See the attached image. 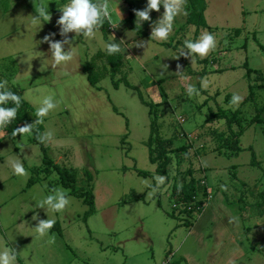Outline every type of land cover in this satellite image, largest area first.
Listing matches in <instances>:
<instances>
[{
  "label": "rangeland",
  "instance_id": "rangeland-1",
  "mask_svg": "<svg viewBox=\"0 0 264 264\" xmlns=\"http://www.w3.org/2000/svg\"><path fill=\"white\" fill-rule=\"evenodd\" d=\"M131 1L135 11L147 6ZM67 2L0 0V81L31 106L25 119L33 129L42 99L58 101L39 124L52 134L43 143L47 157L61 168L38 169L44 154L34 131L12 139L0 128V251H16V264H264V0H206L201 28L186 24V0L187 15L176 18L166 41L151 39L162 6L142 24L135 15L134 28L118 16L129 14L128 4H109L113 27L76 38L65 46L73 47L72 60L41 72L51 58L43 39H62L57 20ZM42 5L51 18L34 25ZM205 32L216 38L214 51L194 63L179 56L185 39ZM109 38L120 52L107 53ZM189 86L199 95L189 97ZM233 94L243 98L239 106L230 103ZM220 112L234 118V132L243 130L238 154ZM151 134L156 146L158 136L174 139L165 183L155 192L161 175L150 161ZM17 160L24 176L13 174ZM65 172L75 174L79 194L93 190L95 211L87 218L89 206L60 184ZM29 178L36 183L28 188ZM202 179L212 198L201 196L200 208L177 216L173 189ZM55 188L70 203L47 214L36 201ZM48 218L55 224L40 236L35 227Z\"/></svg>",
  "mask_w": 264,
  "mask_h": 264
},
{
  "label": "clouds",
  "instance_id": "clouds-1",
  "mask_svg": "<svg viewBox=\"0 0 264 264\" xmlns=\"http://www.w3.org/2000/svg\"><path fill=\"white\" fill-rule=\"evenodd\" d=\"M185 3L186 0H147L145 9L135 11L137 22L142 24L144 21L151 20L150 13L153 10L159 12L162 6L164 12L160 19L152 26L151 39L154 38L158 41H166L173 32L176 18L180 15H187ZM59 9L61 15L57 20V25L59 27V35L62 39L56 40V33H51L44 37L43 42L48 43L51 58L42 60L39 69L41 72L47 71L49 66L55 69L57 66L72 60L73 47H71L70 50H66L65 46L72 45L73 41L79 37H82L83 40L95 37L96 33L105 22L111 20L112 15V9L107 0H105V2H101V0H68L62 7L59 6ZM50 18L51 15L48 14L47 8L42 5L39 15L33 16L32 23L38 25L42 20L49 21ZM69 33H74V36L70 38ZM105 47L109 55L121 51L120 44L114 42L111 38H109ZM216 47L217 43L214 34L205 32L196 40L185 39L179 56H184L186 58L190 56L192 63H194L197 56L204 58L210 51H214ZM25 54L28 56V53ZM48 61H51V63ZM166 68L167 65H165L164 70ZM201 86L204 87L203 84ZM186 93L189 97L193 94L199 95V91L193 86H189L186 89ZM242 99L240 95L233 94L230 103L239 106ZM9 104L14 106H8ZM57 104L58 101H55L51 95L45 96L40 102V106L35 110L34 115L37 117L35 123H41L43 118L47 117L50 112L56 109ZM20 106L21 97L8 88L7 81H0V128L8 126L17 118V112ZM32 131L33 124H26L23 127L15 128L12 132V136L15 137L20 135L23 137L26 134H31ZM37 139L40 143H47L51 141L52 134L50 132L38 134ZM12 171L13 174L17 176H24L26 174L25 167L19 160L12 163ZM154 179L156 184L153 188V192L165 183L166 178L164 176H155ZM69 203L70 200L66 191L61 188H55L51 190L50 194L36 201V207L45 209L47 214L49 211L59 213L64 211ZM37 219L38 215H34L33 220ZM54 224L55 221L49 218L46 220H39L38 225L35 227V231L40 236H44L53 228ZM16 260V251H0V264H16Z\"/></svg>",
  "mask_w": 264,
  "mask_h": 264
},
{
  "label": "trees",
  "instance_id": "trees-1",
  "mask_svg": "<svg viewBox=\"0 0 264 264\" xmlns=\"http://www.w3.org/2000/svg\"><path fill=\"white\" fill-rule=\"evenodd\" d=\"M124 3L129 5V16H128V20L131 21L132 25H133V18L135 16V7L132 3L131 0H122ZM207 9V3L206 0H188V18H187V25H195L198 28L201 27H206V21H205V11ZM156 11L154 10V13ZM108 26V22H105ZM106 24L103 25V29L105 32L106 31ZM133 27L135 28V26L133 25ZM239 31V29L237 30ZM85 71L87 73H89V71H87V69L85 68ZM112 77H114L115 75V71H113L112 69ZM89 82L94 86L96 85V82L94 80H92V78L88 77ZM117 82H114V84H116ZM117 86V84H116ZM17 95H19L21 97V106L18 109L17 112V118L12 121L11 124H9L8 126H6V130H7V134L10 138L15 139L17 137H19L20 135H17L15 137L12 136V132L15 128L18 127H23L26 124H31L32 121L31 120H26L25 119V115L28 114V112L32 111L31 106L22 98V96L19 94L18 91H14ZM8 106H14L9 104ZM221 117L227 119V122L229 124V133L231 136V150L235 153L238 154L239 152L242 151V149L239 147V138L243 135V130L239 131V132H234V130L232 129V125H233V120L234 118H227V116H225V114H223L222 112H220ZM153 125V123H152ZM34 131V139L33 141L39 145L42 149V152L44 154V160H43V166L44 169L41 172H47L50 173L51 171H58L59 173L61 172V168L59 166H57L55 163H53L48 157H47V153H46V147L44 146L43 143H40L37 139L38 134H42L43 128L40 124H37L35 126V128L33 129ZM159 138L156 139L158 146H156V144H154L153 141V136L151 134L148 142H147V146L150 149V161L151 163L156 165V172L161 175V176H166L167 175V167L172 163V157L170 156L171 153H173L174 149H173V143H174V139H165L162 138L160 136H158ZM157 147H158V151H157ZM157 151V152H156ZM155 153H157V155H155ZM253 163L254 164H258L257 161H255V159H253ZM139 176H147L148 174L145 172H138ZM33 180L29 181V185L32 184ZM76 176L74 173L72 172H65L64 174L60 175V184L67 190L70 191L71 195H75V196H79L81 197V199L83 200V203L86 204L87 206H89V210L88 212L85 214V218H87L88 216H90L94 211H95V199H94V194H93V190L91 192H84L82 194L78 193V190L76 188ZM173 197L175 199L176 203H181L182 205H185L186 207L189 206H193V209H197L200 208V205L202 204L201 201H195L194 198H196L201 191H203V187L201 186L200 180L198 181V185L196 186V184L194 182L189 183L188 185L184 186V187H179V188H175L173 189ZM135 201V200H133ZM174 202V203H175ZM193 211V210H192ZM192 213V212H190ZM176 216V215H175Z\"/></svg>",
  "mask_w": 264,
  "mask_h": 264
},
{
  "label": "built area",
  "instance_id": "built-area-1",
  "mask_svg": "<svg viewBox=\"0 0 264 264\" xmlns=\"http://www.w3.org/2000/svg\"><path fill=\"white\" fill-rule=\"evenodd\" d=\"M109 26L110 27H113L112 23L110 21H107ZM200 183H201V186L203 187V191L200 192V194L194 198L195 201H201V202H204L201 198V196L205 197L207 196V199H211L212 196L210 195L209 193V190H208V187H207V184H206V181L204 179L200 180ZM174 209H175V212H176V215L177 216H181L183 213L187 212V211H192V210H196V209H193V206H189V207H186L185 205H182L181 203H174Z\"/></svg>",
  "mask_w": 264,
  "mask_h": 264
},
{
  "label": "crops",
  "instance_id": "crops-1",
  "mask_svg": "<svg viewBox=\"0 0 264 264\" xmlns=\"http://www.w3.org/2000/svg\"><path fill=\"white\" fill-rule=\"evenodd\" d=\"M107 2H109V4L112 6V9L114 10V8L116 9L117 7H120V5L122 6V0H107ZM114 7V8H113ZM129 15V14H128ZM128 15H126V13L124 12V13H120V12H118V16H120V17H122L123 18V20H127L128 19ZM125 17V18H124ZM127 17V18H126ZM38 169H40L41 171L43 170L42 168H40V167H38ZM33 169H31V171H32ZM166 177H167V175H166ZM50 179V177L49 176H47V177H44V180H49ZM31 180H33V179H30L29 178V181H31ZM29 181H28V183H29ZM28 183H27V187L29 188V186L30 185H28ZM34 183H36V182H32V186L34 185ZM31 187V186H30ZM40 264H50L49 262H44V259L43 260H41L40 261ZM56 264V263H55Z\"/></svg>",
  "mask_w": 264,
  "mask_h": 264
}]
</instances>
